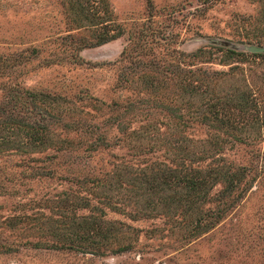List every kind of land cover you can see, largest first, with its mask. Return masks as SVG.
I'll return each instance as SVG.
<instances>
[{"label": "rangeland", "instance_id": "1", "mask_svg": "<svg viewBox=\"0 0 264 264\" xmlns=\"http://www.w3.org/2000/svg\"><path fill=\"white\" fill-rule=\"evenodd\" d=\"M88 1L0 0V101L13 102L18 117L50 122L46 145L0 146V264H264V171L221 216L193 230L180 220L188 210L159 204L136 211L127 184L151 161L174 165L178 147L189 144L185 138L205 139L209 131L204 124L176 129L155 105L173 103L148 92L144 80L151 76L169 90L172 82L155 70H169L176 49L215 43L264 50V33H255L264 0H93L97 5L84 11ZM113 32L102 43L74 47L81 38ZM114 100L136 105L118 117L124 131L112 119ZM100 134L106 146L85 148ZM250 146L239 143L224 154L235 164L255 165ZM215 205L208 197L199 208ZM95 215L115 228L82 238L77 222ZM70 238L79 247L50 243ZM118 244L127 249L112 251ZM96 249L102 252L88 251Z\"/></svg>", "mask_w": 264, "mask_h": 264}, {"label": "trees", "instance_id": "2", "mask_svg": "<svg viewBox=\"0 0 264 264\" xmlns=\"http://www.w3.org/2000/svg\"><path fill=\"white\" fill-rule=\"evenodd\" d=\"M93 3V0H90L88 6L81 9L90 11L97 5ZM257 31L259 35L264 33V18L255 33ZM115 36L113 32L103 34L95 40L81 38L74 43V47L99 44ZM259 41L257 38L256 43L259 44ZM176 52L177 60L171 67L170 65L166 67L169 70H155L159 78H167L168 82H172L170 89H159L157 80L154 81L151 76H149L151 79L144 80L146 89L152 94H163L173 103H162L160 100L155 105L171 117L170 121L176 129L204 124L209 131L205 139L185 138L189 144H186L185 148L178 147V151L174 153L177 156L174 165L151 161L148 166L134 170L127 184L131 183L134 201L140 205L136 211L148 212L147 209H157L156 206L159 204L167 210H188V214H182L180 220L186 225L190 224L193 230L207 225L213 217L221 216L229 205L244 194L248 184L264 171V144L261 147L254 145L258 139L264 140V50L238 49L207 43L190 51L176 49ZM185 59L187 63L184 64ZM196 60L226 65V68L199 66ZM161 66L164 67V64ZM125 73L124 71L121 77H118L116 82L118 85L124 83ZM24 92L32 93L28 90ZM14 100L19 101L16 96ZM11 104L13 105V102ZM12 105L8 106L0 101V131L2 130L0 146L10 142L30 147L46 145L50 122L18 117L13 113ZM111 107L115 110L112 119H118L120 115L132 112L136 105L131 100L124 104L114 100ZM119 119L116 120L117 129L124 131L126 123ZM107 143L103 134H100L89 140L85 148L94 150L99 145L106 146ZM239 143L251 145L248 151L250 156L256 159L255 165L235 164L225 156V149ZM168 145L170 147V142ZM45 156L51 158L54 155ZM32 157L34 156H30L29 159H38ZM215 183L219 186L210 192ZM208 197L216 199V205L201 210L199 204ZM111 228L115 226L111 223L103 224L99 215L77 222V229L82 230V238L92 234L99 237L107 236V230ZM75 239L70 238L69 242L50 243L57 248L76 249L79 246L72 242ZM88 242L95 243L96 247H100L102 243L93 238ZM78 249L86 251L84 246ZM124 249H127L125 244L111 248L112 251ZM88 251L101 253L102 249Z\"/></svg>", "mask_w": 264, "mask_h": 264}, {"label": "water", "instance_id": "3", "mask_svg": "<svg viewBox=\"0 0 264 264\" xmlns=\"http://www.w3.org/2000/svg\"><path fill=\"white\" fill-rule=\"evenodd\" d=\"M247 49L248 50H262L260 47L255 46V45H250Z\"/></svg>", "mask_w": 264, "mask_h": 264}]
</instances>
